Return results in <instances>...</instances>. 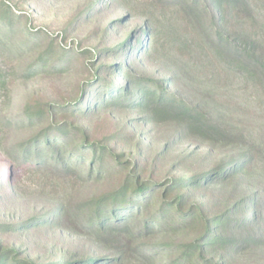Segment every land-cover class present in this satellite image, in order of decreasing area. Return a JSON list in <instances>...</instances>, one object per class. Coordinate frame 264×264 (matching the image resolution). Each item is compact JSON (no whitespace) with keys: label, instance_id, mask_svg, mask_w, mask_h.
<instances>
[{"label":"rangeland","instance_id":"obj_1","mask_svg":"<svg viewBox=\"0 0 264 264\" xmlns=\"http://www.w3.org/2000/svg\"><path fill=\"white\" fill-rule=\"evenodd\" d=\"M184 8L174 0H0V253L14 249L37 264H104L118 256L111 264H171L184 234L146 231L118 243L92 234L84 214L48 222L61 203L77 214L111 192L121 179L109 173L115 160L126 171L139 165L141 179L163 185L204 175L188 188L190 202L211 216L242 218L244 202L264 194V75L256 80L221 61ZM231 16L227 33L250 34L264 54V0H252L251 14ZM135 80H157L184 104L215 108L254 132L261 146L247 170L218 180L216 169L232 149L205 141L175 112L138 107ZM42 111L43 118L28 119ZM57 123H73L106 147L99 175L34 173L14 161L11 144ZM231 234L223 264H264L263 217Z\"/></svg>","mask_w":264,"mask_h":264},{"label":"trees","instance_id":"obj_2","mask_svg":"<svg viewBox=\"0 0 264 264\" xmlns=\"http://www.w3.org/2000/svg\"><path fill=\"white\" fill-rule=\"evenodd\" d=\"M174 1L185 5V14L190 23L204 29V41L221 61L231 67L237 66L238 70L248 72L256 80L264 75V54L257 51L259 41L241 30L235 32L233 37L227 33L232 23L231 14L238 16L243 9L251 14L252 0ZM150 82L152 85L143 80L132 82V87L140 89V94L134 100L138 107H149L164 114L175 112L187 121L189 129L201 135L205 141L232 149L231 153L223 154L222 164L216 169L218 180L247 170L250 155L261 146L254 132L243 128L238 121L226 120L224 114L215 108L200 109L186 105L175 95L169 94L167 88L157 80ZM120 92L124 93L125 89ZM43 114V111L29 114L28 119L32 122L41 119ZM57 124L44 127L24 142L11 144L9 154L14 161L26 165L34 173L51 170L82 178L99 175L106 161V147L73 123ZM86 161L87 170L84 169ZM115 163L109 173L120 175L121 179L111 192L89 200L87 205L79 207L77 214L67 204L61 203L53 210L54 218L47 219L48 222L56 224L75 216L80 219L84 214L83 224L89 227L92 234L100 240L118 243L123 242L121 239H140L146 231L184 234L186 240L171 264H223V252L232 243L231 232L249 227L259 217L264 218V194L260 191L244 202L242 218L229 212L211 216L201 203L190 202L193 196L188 188L198 187L204 175L177 178L163 185L141 179L137 164L126 171L129 168L125 166L126 163L118 160ZM174 193L175 196H172ZM84 207L90 210L89 214ZM250 212L253 217L248 215ZM118 257L104 259V264H111ZM0 264L37 263L28 258H19V251L11 249L0 253ZM81 264L94 263L88 260Z\"/></svg>","mask_w":264,"mask_h":264}]
</instances>
